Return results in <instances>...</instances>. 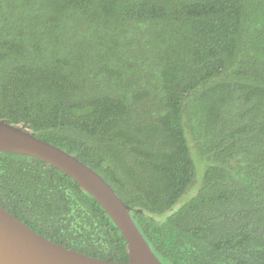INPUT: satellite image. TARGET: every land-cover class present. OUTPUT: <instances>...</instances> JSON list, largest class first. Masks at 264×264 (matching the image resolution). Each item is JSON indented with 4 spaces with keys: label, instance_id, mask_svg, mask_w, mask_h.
Listing matches in <instances>:
<instances>
[{
    "label": "trees",
    "instance_id": "obj_1",
    "mask_svg": "<svg viewBox=\"0 0 264 264\" xmlns=\"http://www.w3.org/2000/svg\"><path fill=\"white\" fill-rule=\"evenodd\" d=\"M0 120L98 173L161 264H264V0H0ZM0 206L128 259L97 201L38 159L0 152Z\"/></svg>",
    "mask_w": 264,
    "mask_h": 264
},
{
    "label": "water",
    "instance_id": "obj_2",
    "mask_svg": "<svg viewBox=\"0 0 264 264\" xmlns=\"http://www.w3.org/2000/svg\"><path fill=\"white\" fill-rule=\"evenodd\" d=\"M0 152L38 159L69 176L108 215L124 239L128 259L106 261L55 244L0 206V264H161L137 229L128 207L94 170L76 156L43 141L22 125L0 120Z\"/></svg>",
    "mask_w": 264,
    "mask_h": 264
},
{
    "label": "rangeland",
    "instance_id": "obj_3",
    "mask_svg": "<svg viewBox=\"0 0 264 264\" xmlns=\"http://www.w3.org/2000/svg\"><path fill=\"white\" fill-rule=\"evenodd\" d=\"M192 155V154H191ZM192 158L194 159L193 155H192ZM194 162H195V159H194ZM198 173V176H197V184L199 186V183L201 182V177H202V174H203V170L197 172ZM196 184V187H198ZM192 191V188L185 194L182 196V198L180 199V202H184L186 201L187 199H189V196L191 195V192ZM193 194V193H192Z\"/></svg>",
    "mask_w": 264,
    "mask_h": 264
}]
</instances>
